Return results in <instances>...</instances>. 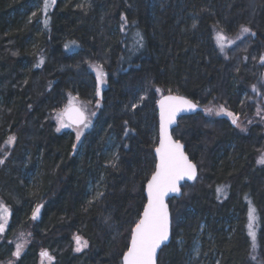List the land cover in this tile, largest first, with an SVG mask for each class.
<instances>
[{"label": "trees", "instance_id": "trees-1", "mask_svg": "<svg viewBox=\"0 0 264 264\" xmlns=\"http://www.w3.org/2000/svg\"><path fill=\"white\" fill-rule=\"evenodd\" d=\"M42 9L43 0H0V145L16 137L0 151V199L9 208L6 237L31 234L10 264H121L154 169L158 97L182 94L201 107L218 99L239 112L264 106V0H55L47 17ZM241 26L250 32L241 35ZM215 28L240 34L228 57ZM96 67L105 73L99 97ZM96 100L79 140L72 125L57 131L54 109ZM200 110L172 129L198 175L168 198L171 237L157 264H264L262 127L241 131ZM75 233L87 241L79 252ZM12 250L0 242V259Z\"/></svg>", "mask_w": 264, "mask_h": 264}, {"label": "snow or ice", "instance_id": "snow-or-ice-1", "mask_svg": "<svg viewBox=\"0 0 264 264\" xmlns=\"http://www.w3.org/2000/svg\"><path fill=\"white\" fill-rule=\"evenodd\" d=\"M55 0H43V13L47 17V12L50 4H54ZM79 7H85V4L79 5ZM37 13L33 12L32 16H36ZM121 20L127 23L124 16H121ZM48 20L45 18L44 24L47 26ZM195 27V24H193ZM124 24L121 25V31H124ZM241 35L250 32V29L241 26ZM254 35V34H253ZM216 39L218 46L221 51H224L225 44L221 41L226 40L227 44L231 45L235 41L228 40L222 32L216 33ZM240 39V37H237ZM74 43V42H73ZM140 46H143V38L141 37L138 41ZM67 48L68 45H65ZM15 55V53H13ZM260 62L264 63V54L260 55ZM41 63L43 59L41 58ZM39 65H37L38 67ZM96 96L99 97L101 94V86L104 83L105 73L102 67H96ZM159 91V89H157ZM253 91H256V86L253 85ZM143 99V97H141ZM166 101H176L175 106H167ZM97 106H99V100H97ZM161 113H160V146L156 148L157 163L155 165L156 170L153 172L151 179L147 184L148 202L144 205V211L141 215L140 220L135 224L131 230V240L128 245L127 251L123 255V264H155L154 258L156 256L157 249L160 248L161 244L169 239V213L167 205L164 202V197L169 192L179 193V188L177 187V182L183 179L185 176L188 179H194L196 176V166L188 160V158L181 151L182 145L179 141H173L171 136L167 132L168 125L174 123L176 119L177 112L181 110H190L196 108V104L185 99L184 97H165L164 101L160 102ZM137 105L133 104L132 108H136ZM72 111L75 113L73 118V123L77 125L76 128V139L79 140L84 132V129L89 127L91 121L89 116L82 108L65 109V112ZM206 112H212L213 109H205ZM226 109L221 106L217 115L225 113ZM64 112L58 114V121L61 122V126H65L62 123ZM95 115V113H92ZM227 115L233 117L232 123L239 127L238 118L231 112H227ZM257 115H260V111H257ZM127 123V122H125ZM71 126V125H67ZM60 128H57L59 131ZM127 132L128 129H125ZM16 137L9 136L5 142L7 145L11 146L14 144ZM73 148L76 145L73 144ZM3 149V145H0V150ZM7 155V153H5ZM4 160L0 159V164H3ZM111 163V161L109 162ZM257 164L264 165V152H261L257 159ZM113 166H115L113 164ZM219 192L220 189L218 188ZM102 193H97V197L102 196ZM247 198V197H246ZM91 203V201H89ZM40 211L39 206L33 210L32 219L35 220ZM255 209L251 206L249 202V212H248V235L252 240L253 250L256 247V232L253 230L254 222H256L257 217L255 215ZM8 213V209L0 203V219ZM5 225L0 223V233L4 231ZM74 240L77 244L75 251L79 252L82 248L87 247V241L83 240L79 236H75ZM23 245L17 244L16 251L13 256L19 257ZM198 254V253H197ZM42 256L47 255V252H42ZM255 259V256L252 257Z\"/></svg>", "mask_w": 264, "mask_h": 264}, {"label": "rangeland", "instance_id": "rangeland-1", "mask_svg": "<svg viewBox=\"0 0 264 264\" xmlns=\"http://www.w3.org/2000/svg\"><path fill=\"white\" fill-rule=\"evenodd\" d=\"M214 30H215L214 31L215 32L214 33L215 34V37H214L215 38V43H216L219 51L224 56H227L228 55L227 52H228V50L231 47H234V45L237 42H239V41L242 40V39H237V37H239L240 34H238V35H234V34L233 35H230V34L224 32V31H222L220 29H217V28H215ZM217 32H222L224 34V36L227 37L228 40L235 41V43L229 45V44H227V41L226 40L221 41V43L225 44L224 51H221L220 47L218 46L217 39H216V33ZM242 42H244V41H242ZM241 47L242 46H239L238 49L241 48ZM75 104H78L82 109L85 110L86 115L89 116L90 121L93 119V117L95 115H92V113H95L96 114V112H97V107H98L97 106V100L94 102L93 105H87V104H84V103H81V102H78V103H75ZM221 106H223L226 109V112L217 115V112L219 111V109H220ZM208 108L213 109V111L212 112H206L205 109H208ZM63 109H64V107H62L61 109H59V108L54 109L51 112V116H50L51 119L53 120L54 124H55V127H57V128L59 127L60 130L63 129V128H65V127H67V124H68V122L64 118H62V123L65 126H61V122L58 121V114L59 113H62ZM258 110L260 111V115H257V111ZM250 111H252V112L250 113ZM227 112L233 113L238 118L239 127H237L236 125H234L232 123L233 117L228 116L227 115ZM200 113L206 119L207 118H209V119L225 118V119H227L230 123H232L234 126H236L241 131H243L245 128H247L249 126V124L257 123V124H259L262 127V130L264 132V106L261 105L259 102H255L253 105H251L250 109H245L244 111L239 112V111L232 110L224 102H221L218 99H215V100L209 101L206 104H203L202 107H201ZM76 128H77V126L75 127V130H76ZM9 136H12V135H9ZM8 137H7V139H8ZM6 141L7 140H5L2 143L3 149L0 150L2 152L5 151L4 148L6 149V147L7 148L10 147L9 145H7L5 143ZM6 152H7V150H6ZM263 152H264V149H263ZM0 203H2L4 205V207H6L8 209V213H9L8 206L1 199H0ZM38 206L40 208L41 207V204H38L35 208H37ZM8 213L3 217V219H0V223H3L5 225L4 231L2 233H0V242H3V241L10 242L12 244V249L13 250H12V256L11 257H8V258H5V259H0V264H10L14 260V258H15V256H13V253L16 251V245L17 244L23 245L22 250H21V253H22L25 250L28 242L31 240V234H30V231L27 228L15 232L10 238H7L6 237V224H7V220H8ZM247 215H248V212H247ZM38 216H39V213H38L37 217ZM248 224H249V220H248ZM253 230L255 231V222H254V225H253ZM248 231H249V229H248ZM75 236H79L83 240H85L81 235H79L77 233L73 234V236H72V242H73L74 249L77 247V244H76V242L74 240V237ZM254 250L252 249V251H250V254L252 256H253ZM48 262H49V258L41 257L38 264H48Z\"/></svg>", "mask_w": 264, "mask_h": 264}, {"label": "water", "instance_id": "water-1", "mask_svg": "<svg viewBox=\"0 0 264 264\" xmlns=\"http://www.w3.org/2000/svg\"><path fill=\"white\" fill-rule=\"evenodd\" d=\"M170 96H171V97H184V96H181V95H178V94H167V95L162 96V97L158 100V102H157L156 107H157V116H158V141H157V145L155 146V148H154V150H153V151H154V156H155L154 169H153L152 173L149 175V177L147 178L146 182L144 183V195H145V203H144V205L148 202V193H147V184H148V181L151 179L153 172L156 170L155 165H156V163H157V154H156V151H155V150H156L157 147L160 146V135H161V129H160V113H161V106H160V102H161V101H164V98H165V97H170ZM184 98L187 99V100H189V101H191L192 103L195 104V102H194L193 100L187 98L186 96H185ZM165 103H166V107H167V106H175V105H176V101H166ZM74 108H80V107H79L77 104H75V103H70V104H68V105H66V106L64 107V109H63L62 112H64L63 118H64L69 124H71L72 126H77L76 124L73 123V118H74V116H75V113L72 112V111L65 112V109H74ZM198 108H199V106L196 105V108H194V109H190V110H181V111L177 112V114H176V119H175L174 123L168 125V127H167V132H168V134L171 136V139H172L173 141H179V140L175 139L174 136H173V134H172V128L176 125L178 118H179L180 116H183V115H186V114H188V113H191L193 110L198 109ZM179 143H180V145H182L181 151H182V152L184 153V155L188 158V160L191 161V163L195 165V162H194L193 160H191V159L189 158V156L186 154V152H185V148H184V144H183L181 141H179ZM195 166H196V165H195ZM196 175H197V167H196ZM195 177H196V176H195ZM192 180H193V179H188V178L185 176L183 179H181L180 181L177 182V187L179 188V193H177V192H169V193H167V194L165 195V197H164V202H165V204L167 205L168 213H169V239H168L167 241L163 242V243L161 244L160 248L157 249L156 256H155V258H154L155 264H157V259H158V254H159L160 249L162 248V246L166 245V244L169 242L170 237H171V213H170V208H169V204H168V198H171V197H176V198H177V197H179V196L181 195V192H182V190H181V185H182L185 181H187V182H191ZM144 205H143V207H142V210H141V212H140V216H139L137 222L140 220L141 215H142V213H143V211H144ZM137 222H136V223H137ZM136 223H135V224H136ZM135 224H134V226H135ZM134 226H133V227H134ZM133 227H132V228H133ZM131 230H132V229H131ZM130 240H131V232H130V235H129L128 245H129V243H130ZM128 245H127V248H128ZM127 248H126V250H125V251L122 253V255H121V264H123V255H124V253L127 251Z\"/></svg>", "mask_w": 264, "mask_h": 264}, {"label": "bare ground", "instance_id": "bare-ground-1", "mask_svg": "<svg viewBox=\"0 0 264 264\" xmlns=\"http://www.w3.org/2000/svg\"><path fill=\"white\" fill-rule=\"evenodd\" d=\"M164 95H167V94H162V95H160V96L158 97V99H157V101H156V105H157L158 100H159L162 96H164ZM178 95H181V96H184V97H185V95H182V94H178ZM189 99H190V98H189ZM191 100H192V99H191ZM193 101H194V100H193ZM194 102H195V101H194ZM195 104L198 105L199 108L193 110L191 113H194V112H196V111H198V110L201 109V106H200L199 104H197L196 102H195ZM77 105H78V104H77ZM78 106H79V105H78ZM79 107H80V106H79ZM80 108H81V107H80ZM156 109H157V107H156ZM191 113H188V114H191ZM157 118H158V116H157ZM177 121H178V120H177ZM68 124H69V123H68ZM70 125H71V124H70ZM176 125H177V123H176ZM176 125H175V126H176ZM175 126H174V127H175ZM174 127H173V128H174ZM173 128H172V129H173ZM174 138H175V137H174ZM175 139H176V138H175ZM177 140H178V139H177ZM157 141H158V136H157ZM179 141H180V140H179ZM182 143H183V142H182ZM183 144H184V143H183ZM156 145H157V142H156ZM156 145H155V146H156ZM155 146H154V148H155ZM154 148H153V150H154ZM184 148H185V145H184ZM185 152H186V151H185ZM186 154H187V153H186ZM153 155H154V151H153ZM187 155H188V154H187ZM154 158H155V156H154ZM154 163H155V162H154ZM195 165H196V163H195ZM196 167H197V165H196ZM152 170H153V169H152ZM151 173H152V172H151ZM197 175H198V167H197ZM197 175H196V177H197ZM196 177H195L192 181H194V180L196 179ZM192 181H191V182H192ZM145 182H146V181H145ZM145 182H144V183H145ZM186 182H187V181H186ZM181 190H182V189H181ZM143 191H144V186H143ZM181 193H182V192H181ZM144 196H145V195H144Z\"/></svg>", "mask_w": 264, "mask_h": 264}]
</instances>
